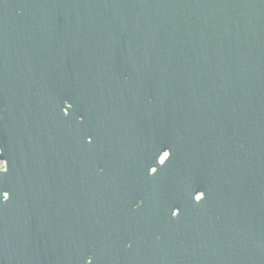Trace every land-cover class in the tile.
<instances>
[{"label": "water", "instance_id": "95a60500", "mask_svg": "<svg viewBox=\"0 0 264 264\" xmlns=\"http://www.w3.org/2000/svg\"><path fill=\"white\" fill-rule=\"evenodd\" d=\"M0 148V264H264V0H0Z\"/></svg>", "mask_w": 264, "mask_h": 264}, {"label": "snow or ice", "instance_id": "6c2138e0", "mask_svg": "<svg viewBox=\"0 0 264 264\" xmlns=\"http://www.w3.org/2000/svg\"><path fill=\"white\" fill-rule=\"evenodd\" d=\"M89 142H91V139L89 140ZM3 153V148H0V154H2ZM171 155H172V153H170V155H169V159H170V157H171ZM168 159V160H169ZM0 160H4V161H7V160H5V159H0ZM7 163H8V161H7ZM9 170V164H8V168H7V171ZM7 171H5L4 173H6ZM157 171V170H156ZM156 173V172H155ZM5 193V192H4ZM205 198V196L203 197V199ZM3 200L4 201H7V200H5L4 198H3ZM88 264H91V260L89 259L88 260Z\"/></svg>", "mask_w": 264, "mask_h": 264}, {"label": "flooded vegetation", "instance_id": "af4514ba", "mask_svg": "<svg viewBox=\"0 0 264 264\" xmlns=\"http://www.w3.org/2000/svg\"><path fill=\"white\" fill-rule=\"evenodd\" d=\"M0 162H2V161H0ZM3 163H5V162H3ZM5 168H6V163H5Z\"/></svg>", "mask_w": 264, "mask_h": 264}, {"label": "clouds", "instance_id": "9594fccd", "mask_svg": "<svg viewBox=\"0 0 264 264\" xmlns=\"http://www.w3.org/2000/svg\"><path fill=\"white\" fill-rule=\"evenodd\" d=\"M0 163H3V162H0Z\"/></svg>", "mask_w": 264, "mask_h": 264}]
</instances>
